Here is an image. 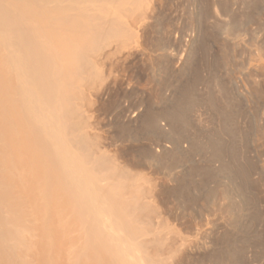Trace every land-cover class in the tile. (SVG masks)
I'll use <instances>...</instances> for the list:
<instances>
[{
	"label": "bare ground",
	"instance_id": "bare-ground-1",
	"mask_svg": "<svg viewBox=\"0 0 264 264\" xmlns=\"http://www.w3.org/2000/svg\"><path fill=\"white\" fill-rule=\"evenodd\" d=\"M144 1L0 0V264H159L146 248L161 245L163 231L145 214L151 203L144 200L147 191L137 185L141 176L131 173L129 164L115 163L111 155L100 151L102 146L85 130L92 123L75 102L83 96L82 86L100 78L98 61L108 64L105 80L109 85L117 83L119 69L132 58L147 55L141 31L149 29L153 8H141ZM211 5L215 13L224 15L223 7ZM115 11H137L139 19L131 25L119 20ZM260 14L252 4L246 21L255 25L258 40L249 47L255 59L248 55L239 61L234 54L232 83L228 90L220 88L227 98L224 106L215 107L208 90L205 100L197 96L201 79L199 67H194L192 77L174 89L169 104L158 111L144 110L132 134L171 142L167 175L180 165L178 159L208 154L206 164H192L176 176L177 185L171 191L188 200L194 195L188 180L184 182L187 175L222 173L232 182L237 180L239 191L251 181L252 165L247 159L239 162L235 143L230 162L222 160L226 149L212 136L204 141L189 137L187 149L179 147L191 124L190 112L203 101L224 126L231 121L234 138L240 135L239 119L250 124L243 101L256 96L264 102ZM224 33L230 36L227 30ZM221 59L216 57L213 63ZM104 89L106 85L99 92ZM141 152L155 167L164 164L168 153L154 154L146 148ZM213 161H219L216 169L210 165ZM132 164L139 167L141 161ZM235 254L225 248L218 255L234 262L239 259L233 258Z\"/></svg>",
	"mask_w": 264,
	"mask_h": 264
},
{
	"label": "rangeland",
	"instance_id": "rangeland-1",
	"mask_svg": "<svg viewBox=\"0 0 264 264\" xmlns=\"http://www.w3.org/2000/svg\"><path fill=\"white\" fill-rule=\"evenodd\" d=\"M145 1L141 8H153L147 20L149 29L141 31L147 55L132 58L124 69H119L117 83L109 85L105 80L108 64L103 60L97 62L100 78L93 82L94 85L87 82L82 86L83 96L75 101L79 112L81 110L88 118L86 121L92 123L91 128L85 130L97 140L99 147H103L100 151L111 155L115 163L129 164L131 173L141 176L137 185L147 191L148 197L144 200L151 203L145 214L156 224L154 227L163 231L160 232L163 234L160 242L164 245H148L149 252L146 248L147 254L156 263L264 264V102L256 96L243 101V106L249 111L251 125L244 118L239 119L240 135L234 138L230 133L231 121L225 122L224 126L210 105L203 101L190 112L191 124L185 130L186 137L179 147L180 151H185L189 137L204 141L212 136L226 149L222 160L230 162L231 147L235 143L239 162L245 163L247 159L252 165L251 181L241 185L243 189L240 191L236 187L237 180L232 182L225 174L207 177L194 173L183 178L190 185L193 199L188 200L172 192L179 172L192 164H206L208 154L178 159L180 165L170 168L172 172L167 175L171 142L164 138L154 140L132 136L144 110L158 111L169 104L174 89L192 77L194 67H199L201 79L196 87L197 96L205 100L209 91L215 107L224 106L227 98L220 88L228 90L232 83L234 54L237 53L239 61H245L251 53L249 47L258 40L253 34L255 25L246 21L249 8L256 4L261 13L259 18L264 23V0ZM212 2L225 9L224 15L213 11ZM135 12L139 15L137 11L122 12L120 16L116 14L119 20L136 24L139 16ZM116 14L113 13V16ZM225 30L229 32V37H225ZM259 38L264 51V31L259 33ZM220 56L221 61L213 63L214 58ZM183 68L185 72L179 74ZM105 85L106 89L99 92ZM159 126L168 133L164 121H160ZM122 127H126L127 131H121ZM145 148L154 154L168 152L164 164L161 167L152 165L150 158L141 152ZM136 160L141 161V166H133ZM218 164L219 161L210 163L214 169ZM225 248L235 250L233 258L239 259L234 262L221 259L218 254Z\"/></svg>",
	"mask_w": 264,
	"mask_h": 264
}]
</instances>
